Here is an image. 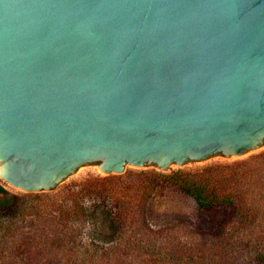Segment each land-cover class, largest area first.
I'll list each match as a JSON object with an SVG mask.
<instances>
[{
  "label": "water",
  "instance_id": "water-1",
  "mask_svg": "<svg viewBox=\"0 0 264 264\" xmlns=\"http://www.w3.org/2000/svg\"><path fill=\"white\" fill-rule=\"evenodd\" d=\"M264 147V0H0V178L161 173Z\"/></svg>",
  "mask_w": 264,
  "mask_h": 264
},
{
  "label": "trees",
  "instance_id": "trees-1",
  "mask_svg": "<svg viewBox=\"0 0 264 264\" xmlns=\"http://www.w3.org/2000/svg\"><path fill=\"white\" fill-rule=\"evenodd\" d=\"M178 184L204 214L226 210L214 231L187 218L154 225L150 192L123 191L118 206L88 208L81 194L101 192L97 186L67 193L70 206L59 193L26 201L0 186V264H264V151ZM88 220L95 227L86 243L79 237Z\"/></svg>",
  "mask_w": 264,
  "mask_h": 264
},
{
  "label": "rangeland",
  "instance_id": "rangeland-1",
  "mask_svg": "<svg viewBox=\"0 0 264 264\" xmlns=\"http://www.w3.org/2000/svg\"><path fill=\"white\" fill-rule=\"evenodd\" d=\"M262 151H264V147L249 151L238 160H228L225 156L219 155L203 165L190 162L182 169L166 173H161L154 165L146 166L140 171L127 166L121 177H107L100 172L101 168L98 163H90L70 175L56 190L40 193H59L62 199L68 198L65 203L70 206L73 201H71L67 193L73 197L76 194L72 193H78L80 189L87 188L88 185L97 186L98 189H102L101 192H86L81 194L80 197V202L84 206L92 208L97 203L112 204L114 202L118 206L119 195L123 191L131 190L138 196L141 195L140 197L147 196L148 192H150L146 198L148 203L147 212L149 220L154 225H162L163 223L187 218L194 223L196 222L204 230L212 232L225 218L226 210L217 208L208 215L204 214L196 200L179 187L180 177H184V175L199 177L204 175L207 170L245 161ZM0 186L11 193L26 198V201L28 198L33 197L14 191L2 178H0ZM103 188L110 189V191H105ZM40 193L37 195H40ZM94 224L92 220L82 224L79 238L83 242L87 243L93 237Z\"/></svg>",
  "mask_w": 264,
  "mask_h": 264
}]
</instances>
